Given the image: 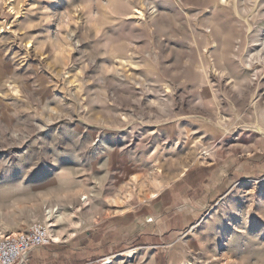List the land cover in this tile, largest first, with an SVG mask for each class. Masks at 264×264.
I'll list each match as a JSON object with an SVG mask.
<instances>
[{
  "label": "rangeland",
  "instance_id": "rangeland-1",
  "mask_svg": "<svg viewBox=\"0 0 264 264\" xmlns=\"http://www.w3.org/2000/svg\"><path fill=\"white\" fill-rule=\"evenodd\" d=\"M257 122L264 0H0V236L44 223L55 264L122 214L151 239L88 264H264Z\"/></svg>",
  "mask_w": 264,
  "mask_h": 264
},
{
  "label": "crops",
  "instance_id": "crops-1",
  "mask_svg": "<svg viewBox=\"0 0 264 264\" xmlns=\"http://www.w3.org/2000/svg\"><path fill=\"white\" fill-rule=\"evenodd\" d=\"M147 218H148V216L141 217V218L133 217L132 221L130 222L129 219L127 220V219L124 218L123 214L119 215L118 221L121 224H115L114 228H113V229L118 231V232L116 231L117 234L113 233V232H111L109 234H107L105 232H102V234H100V236H98V238H96L94 240L93 248H91L92 255H95V256L93 258H91V260L89 259L90 261H87V262L88 263L93 262V261H95L94 259L98 258V256L104 255L103 252L106 251L107 249H109V247H113L112 248L113 252H118V251L121 252L123 250L122 249L123 248V242L120 241V238L122 237V234L119 233V232H123V229H128V227L130 225L132 226L133 231L136 229V232H135L136 235L132 239L133 243L135 245L142 244L143 242H147V240H150L151 237H152V236H150V234H154V233L149 230V225H150L149 223L150 222L147 220ZM167 220H168V222H167ZM167 220L166 221L164 220L163 222H161V224L163 225L162 226L163 229L171 228L172 225H176L175 221H170L169 218ZM132 222L133 223L136 222L137 223V227L135 225H133ZM124 224H126V225H124ZM5 234H9V233L6 232ZM107 241L110 244H107ZM71 245L75 246L76 244L74 242V243H71ZM60 249H61V245L60 244H55V245L51 246L50 248H47V246H45V248H44V250H42V252L38 251V252H33L32 254H30L31 258H29L28 263H30V264H55V261H57L56 257L59 259V261H57V262L61 263L60 262V257H59ZM67 257H69V254H68ZM68 259L69 258H67V259L64 258L62 264H67L68 263L67 262ZM81 262H76L75 263V261L73 262V260H72L71 264H81Z\"/></svg>",
  "mask_w": 264,
  "mask_h": 264
},
{
  "label": "built area",
  "instance_id": "built-area-1",
  "mask_svg": "<svg viewBox=\"0 0 264 264\" xmlns=\"http://www.w3.org/2000/svg\"><path fill=\"white\" fill-rule=\"evenodd\" d=\"M54 242L49 228L42 222L32 223L26 231L0 236V264H17L30 252Z\"/></svg>",
  "mask_w": 264,
  "mask_h": 264
},
{
  "label": "bare ground",
  "instance_id": "bare-ground-1",
  "mask_svg": "<svg viewBox=\"0 0 264 264\" xmlns=\"http://www.w3.org/2000/svg\"><path fill=\"white\" fill-rule=\"evenodd\" d=\"M114 6V4H113ZM260 86V84H259ZM258 92V91H257ZM254 128L255 130H258L259 132L261 133H264V127L259 125V123L257 122V124L254 125ZM163 161L161 160L160 156H157L156 154H153L151 155L150 157H146L145 158V164H144V169L143 168H140V170L142 171H145V170H148L149 168H152L153 171H159V164H161ZM143 164V163H142ZM141 165V164H140ZM160 177H162L163 179L161 180V182L158 183V186H157V190L156 192H152V196L156 195L157 191L163 187L165 184H166V180L165 179H168L169 176L166 174H160ZM48 213H51L50 210H48ZM54 241H57V239L55 238Z\"/></svg>",
  "mask_w": 264,
  "mask_h": 264
}]
</instances>
